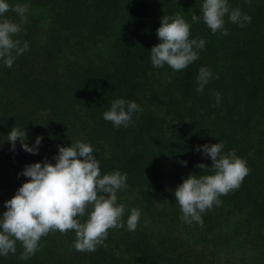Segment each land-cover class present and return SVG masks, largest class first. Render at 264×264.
Listing matches in <instances>:
<instances>
[{
	"label": "trees",
	"instance_id": "obj_1",
	"mask_svg": "<svg viewBox=\"0 0 264 264\" xmlns=\"http://www.w3.org/2000/svg\"><path fill=\"white\" fill-rule=\"evenodd\" d=\"M7 2L28 5L14 38L29 49L11 68L0 60V216L29 179L26 165L55 164L58 146L77 140L93 146L101 175L126 173L128 187L117 191L124 227L109 229L95 251H77L74 231H52L29 259L19 258L17 241L16 253L0 255V264H264V0H228L251 22L240 27L226 15V36L204 23V0ZM177 13L191 24L189 39L206 43L185 70L155 68L150 50L161 42V18ZM5 17L19 23L14 12ZM201 67L212 77L197 92ZM116 99L142 109L127 127L103 118ZM14 126L26 130L29 146L43 138L37 154L19 140L12 149ZM219 141L251 171L219 197L221 206L201 214L202 226L186 224L174 191L189 174H213L201 173L197 165L212 161L196 149ZM132 208L141 211L135 231L126 223Z\"/></svg>",
	"mask_w": 264,
	"mask_h": 264
},
{
	"label": "clouds",
	"instance_id": "obj_2",
	"mask_svg": "<svg viewBox=\"0 0 264 264\" xmlns=\"http://www.w3.org/2000/svg\"><path fill=\"white\" fill-rule=\"evenodd\" d=\"M245 2L250 3V0ZM28 10L27 4L13 6L7 0H0V17H4L0 19V60L9 68L17 56L29 49L27 42L21 46V41L14 38L22 31ZM201 11L204 23L214 34L218 31L225 36L229 34L225 28L226 15L240 27L251 22V17L239 8L230 9L228 0H204ZM8 12L17 14L19 23L5 17ZM191 19L197 23L201 17L193 14ZM190 29L191 24L179 13L174 18H161L157 29L161 42L150 50L153 67L162 68L166 64L173 71H182L199 58L198 50L204 47L206 41L189 39ZM211 77V71L201 67L196 91L203 92ZM216 98L219 104V93ZM137 111L142 109L136 102L116 99L103 113V118L116 128L127 127L132 123V114ZM42 139L38 136L35 145L29 146L26 130L14 126L7 141L11 142L13 150L19 140L24 151L37 154ZM223 148L222 141L198 146L196 150H202L205 156L210 157L212 165L209 168L200 163L197 167L202 170L201 173L210 171L213 174H189L176 187L174 196L184 223L191 225L196 222L202 226L201 214L214 205L221 206L219 197L237 190L250 173L245 159L238 157L235 150L225 154ZM53 159L55 164L45 160L26 165L22 175L29 179L5 202L7 210L0 216V255L15 254L19 241L23 247L19 258L27 260L38 251L42 237L52 231L67 234L70 230L75 232L74 247L77 251L93 252L98 245L104 244L109 229L124 227L125 205L118 203L117 191L128 187L126 173L117 170L101 175L100 161L94 155L93 146L79 140L71 142L69 147L58 146V154ZM181 163L187 164L186 161ZM88 209L91 211L88 212ZM86 215L87 219L81 222ZM140 216L139 209H131L126 222L127 230H136Z\"/></svg>",
	"mask_w": 264,
	"mask_h": 264
}]
</instances>
